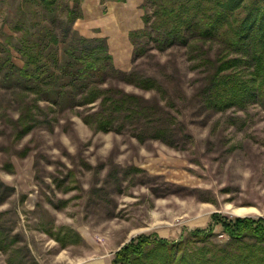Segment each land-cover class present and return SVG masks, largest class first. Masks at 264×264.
<instances>
[{
	"label": "rangeland",
	"instance_id": "1",
	"mask_svg": "<svg viewBox=\"0 0 264 264\" xmlns=\"http://www.w3.org/2000/svg\"><path fill=\"white\" fill-rule=\"evenodd\" d=\"M62 3L51 15L0 0V264H112L140 235L179 241L212 226L211 240L224 243L212 214L264 219V110L248 103L217 112L205 103L211 67L202 59L221 47L190 38L159 50L140 38L144 52L126 61L114 51V64L154 79L159 91L110 76L86 89L63 82L64 98L45 90L51 99L43 101L37 83L16 78L12 66L23 62L13 47L25 28L49 25L81 48L65 15L72 0ZM93 86L136 97L111 131L97 130L100 98L80 104ZM157 129L166 132L158 138ZM236 208L248 213L233 215Z\"/></svg>",
	"mask_w": 264,
	"mask_h": 264
},
{
	"label": "trees",
	"instance_id": "2",
	"mask_svg": "<svg viewBox=\"0 0 264 264\" xmlns=\"http://www.w3.org/2000/svg\"><path fill=\"white\" fill-rule=\"evenodd\" d=\"M108 1L125 2L100 0V3ZM23 3L51 15L64 7L62 0H23ZM141 9L142 28L128 33L132 54L136 50L144 52L137 47L140 38L156 42L159 50L176 43L187 45L190 38L214 41L221 51L213 58L202 59L211 67L204 98L208 108L222 112L256 103L264 110V0H143ZM65 15L71 23L72 37L79 39L81 48L74 42H60L49 25L37 26L34 33L25 28L13 47L23 62L20 68L12 66L16 78L37 83L41 100L51 99L45 90H56V97L64 98L63 82L78 81L86 89L94 78L102 81L110 76L145 91L160 90L154 79L117 68L105 39L85 38L73 28L82 16L81 0L65 5ZM9 62L7 54L5 63ZM81 93L80 104L100 98L95 120L97 130L103 132L111 131L114 115L136 100L134 95L111 88L100 91L93 86ZM165 132L160 129L156 136L160 138ZM218 217L212 214L211 220L213 225L221 226L227 238L224 243L211 240L215 236L212 226L196 229L179 241L156 234L140 235L114 253L112 264H264V219Z\"/></svg>",
	"mask_w": 264,
	"mask_h": 264
},
{
	"label": "crops",
	"instance_id": "3",
	"mask_svg": "<svg viewBox=\"0 0 264 264\" xmlns=\"http://www.w3.org/2000/svg\"><path fill=\"white\" fill-rule=\"evenodd\" d=\"M142 2L143 0H125L123 3L107 2L101 5L100 0H81L82 18L76 20L73 28L85 38L105 39L113 60L116 51H124L125 60H129L132 47L128 33L143 26ZM125 60L122 59L121 62L125 63Z\"/></svg>",
	"mask_w": 264,
	"mask_h": 264
},
{
	"label": "bare ground",
	"instance_id": "4",
	"mask_svg": "<svg viewBox=\"0 0 264 264\" xmlns=\"http://www.w3.org/2000/svg\"><path fill=\"white\" fill-rule=\"evenodd\" d=\"M233 215L237 216H245L248 213V210L236 208L235 210H231Z\"/></svg>",
	"mask_w": 264,
	"mask_h": 264
},
{
	"label": "built area",
	"instance_id": "5",
	"mask_svg": "<svg viewBox=\"0 0 264 264\" xmlns=\"http://www.w3.org/2000/svg\"><path fill=\"white\" fill-rule=\"evenodd\" d=\"M220 236H222V237H225V235H224V234H221Z\"/></svg>",
	"mask_w": 264,
	"mask_h": 264
}]
</instances>
